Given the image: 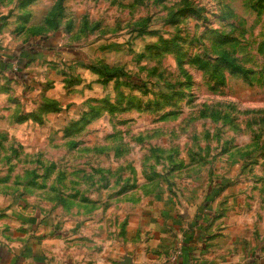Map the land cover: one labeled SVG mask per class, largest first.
Wrapping results in <instances>:
<instances>
[{"label":"rangeland","instance_id":"374dc122","mask_svg":"<svg viewBox=\"0 0 264 264\" xmlns=\"http://www.w3.org/2000/svg\"><path fill=\"white\" fill-rule=\"evenodd\" d=\"M21 214L264 264V0H0V226Z\"/></svg>","mask_w":264,"mask_h":264},{"label":"crops","instance_id":"0c3cea01","mask_svg":"<svg viewBox=\"0 0 264 264\" xmlns=\"http://www.w3.org/2000/svg\"><path fill=\"white\" fill-rule=\"evenodd\" d=\"M15 219L20 223L8 220L13 223L0 226V264H176L168 262L176 248L163 246V237L157 241L160 243L145 247L98 248L80 236L54 234L25 214ZM193 248L195 245L187 244L182 252L187 255Z\"/></svg>","mask_w":264,"mask_h":264},{"label":"trees","instance_id":"16d2710c","mask_svg":"<svg viewBox=\"0 0 264 264\" xmlns=\"http://www.w3.org/2000/svg\"><path fill=\"white\" fill-rule=\"evenodd\" d=\"M114 72H115V71H114ZM109 73H111V72H108V74H109ZM108 74L106 73V75H108ZM111 75H112V77H114V73H113V72H112ZM108 76H109V75H108ZM108 76H107V77H108Z\"/></svg>","mask_w":264,"mask_h":264}]
</instances>
